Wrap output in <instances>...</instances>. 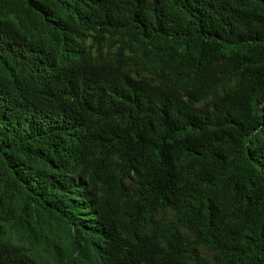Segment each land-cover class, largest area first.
I'll return each instance as SVG.
<instances>
[{"label": "trees", "instance_id": "1", "mask_svg": "<svg viewBox=\"0 0 264 264\" xmlns=\"http://www.w3.org/2000/svg\"><path fill=\"white\" fill-rule=\"evenodd\" d=\"M0 264H264V0H0Z\"/></svg>", "mask_w": 264, "mask_h": 264}, {"label": "bare ground", "instance_id": "2", "mask_svg": "<svg viewBox=\"0 0 264 264\" xmlns=\"http://www.w3.org/2000/svg\"><path fill=\"white\" fill-rule=\"evenodd\" d=\"M174 236V235H173ZM76 237V236H75ZM166 247V246H165ZM205 252V251H204ZM84 253V252H83ZM90 258V257H89ZM95 258V257H94ZM96 260V259H95ZM92 262V261H91Z\"/></svg>", "mask_w": 264, "mask_h": 264}]
</instances>
